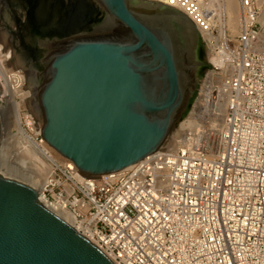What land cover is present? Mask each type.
Returning a JSON list of instances; mask_svg holds the SVG:
<instances>
[{
    "label": "built area",
    "instance_id": "built-area-1",
    "mask_svg": "<svg viewBox=\"0 0 264 264\" xmlns=\"http://www.w3.org/2000/svg\"><path fill=\"white\" fill-rule=\"evenodd\" d=\"M153 1L180 10L200 34L217 29L213 0ZM240 4L248 24L216 46L228 50L224 74L214 79L223 120L217 154L166 140L141 161L94 178L61 155L43 154L50 171L38 198L71 215L115 264H264V27L255 0ZM11 98L16 104L0 97V109L18 117L37 149L50 147L22 92Z\"/></svg>",
    "mask_w": 264,
    "mask_h": 264
},
{
    "label": "water",
    "instance_id": "water-1",
    "mask_svg": "<svg viewBox=\"0 0 264 264\" xmlns=\"http://www.w3.org/2000/svg\"><path fill=\"white\" fill-rule=\"evenodd\" d=\"M78 1L46 0L47 12ZM94 1L102 12L84 33L54 35L42 19H27L47 48L37 91L42 139L91 177L161 148L190 107L197 78L213 68L179 10L153 0ZM3 122L0 109V160ZM0 264L115 263L32 186L0 170Z\"/></svg>",
    "mask_w": 264,
    "mask_h": 264
},
{
    "label": "bare ground",
    "instance_id": "bare-ground-1",
    "mask_svg": "<svg viewBox=\"0 0 264 264\" xmlns=\"http://www.w3.org/2000/svg\"><path fill=\"white\" fill-rule=\"evenodd\" d=\"M9 1H10V4L16 5V7L22 10L21 15H20L22 16L20 18L23 19L22 35H24L23 33H25V30H26L25 29L26 27H24V25L26 24L25 23L26 18H28L29 15L31 16V14L35 15V17H37L38 19H42L44 22H46V25L54 28L53 30L55 31L52 33L54 35L60 34V31L62 32L64 31L68 33L78 32V30L81 29L80 26L82 25H87V27L80 31L87 30L91 26L92 23H96L98 21V20L95 21L93 18H91V20L93 19V22L91 20L87 21V19H90V17H88V14L91 13L93 10L92 9L93 6H91V2L93 4L94 3L96 4L94 0H79L76 3L73 2L71 4L72 8L69 9L70 6H67V8L65 9L66 10L65 13L59 12L58 9H54L51 12H47L46 0H9ZM4 2L5 1H3V3ZM21 4H23L24 6L22 7ZM26 4L32 6L30 10L27 9ZM211 7L214 10V14H215L213 24L217 28V32L213 31L214 30L213 28L212 32L201 33V34L203 35V37L209 40V44L210 45L212 44L211 45V48H212L214 47V44L215 46H217V42L223 41L226 38L223 27H227L232 32L237 31L238 33H240L241 30L245 28V26L248 24L249 18H247L244 15V11L240 4V0H213ZM98 12L101 13L100 10H98L97 13ZM85 16L88 18L84 19L87 22L86 24H83L81 23V20H83V18H86ZM7 19L8 21L11 22L9 18ZM102 19L104 20L105 18H102ZM65 22H67V25L65 24ZM26 37L27 35L25 36V38ZM36 42H37L36 43L37 47H39L37 40ZM222 44L223 45L219 48L218 51L213 53V55H211L210 58H207V60H209V63L212 64L214 67L218 68L219 71L208 70L204 74L205 76L199 82V96L197 97V100L195 101V103L191 106V112L188 114L187 120L186 121L182 120L181 122L179 120L178 125L174 129L175 130L174 133H178V135H180V138H182L181 140L183 143H186L187 140H190L192 143H195L196 145H199L201 147H206L207 150L211 154H217L220 151L221 146H222L223 120L221 116H219L218 111L213 101V97L215 96L216 86L211 83L214 81L215 78L221 77L225 71L223 67H224L225 59L228 55L227 53L228 50L226 48L227 46L226 43H222ZM46 49L47 48L45 47L43 52L40 49L42 53L41 55H45ZM9 55H10V51L7 50L6 58H8ZM0 56H2V54ZM17 58H19L20 60H23L25 58L24 53L22 52L20 57L16 55L13 56L11 61L17 62ZM44 66H45V58L42 59V70ZM20 74L19 73L17 75L15 74L16 76L14 77L15 79L14 78H13L14 80L11 79L13 80L11 84L8 83L10 86L7 85L4 88L3 85L0 84V97H3L6 100H8L9 101L8 104H12V103H15V101L14 102L12 101L11 97L14 93H12L11 90H16L14 92L18 91V93L22 92V94L26 98L24 99L26 102L25 103L26 107H27L26 113L29 115V117H31L32 119H35L36 117L42 118L41 113L38 111V108H37V91H38V87L42 79V71L40 72V70L39 71L34 70L33 72L30 73V76H29L31 78L30 86L25 85V83L23 82V78H22L23 76L22 74L21 75ZM6 77H7L6 74L4 76L2 74V77L0 76V79L4 78L6 80L7 79ZM209 77L213 79V81L211 82L209 81V83L212 85H210L207 82L209 80ZM207 78L208 80H206ZM207 83L209 84V86L206 85ZM4 84H7V83L4 82ZM15 106H16L15 111H17L19 106L17 105ZM3 110H4L3 111L4 116L5 114L7 115L9 114L7 109L4 108ZM11 118L12 119L14 118L15 121H14V124L10 123L9 126L13 125L14 128H9V126L5 128L4 125L2 124L3 126L2 141L8 135L13 145H16L18 142H21L20 144L23 147L22 148L23 157L22 158L20 157L21 159H19V161H16V162H18V164L20 163L19 166L22 165V167H24L25 164L27 165L29 161L30 162L28 164V167L26 166L27 167L26 171L17 167L16 170L20 172V175L18 172L17 173L21 180H22V177L24 179L26 177L28 180L25 179L26 182L25 180L24 182L32 186L38 192V194H40V191L42 190V187L44 185V181L50 171V163L49 161L46 160L47 159L46 157H45L46 159L44 158L43 154H47L49 155L48 157H51V158L52 157L56 158L57 155L59 154L54 149H52L51 147H47V146L45 148L37 149L34 145H32L27 140L28 139V137H26L28 136L27 132L23 131L22 128H19L18 117L15 116L14 114L11 116ZM4 129H7L5 133H4ZM186 129L191 130L190 134L184 133L186 135H192L190 136V138H186L185 137L186 135L184 136L183 134V132ZM31 130H35V126H32ZM19 133L21 134V136L19 135ZM2 141H1V144H2ZM164 145H166V141L162 144V146ZM173 148H177L176 144L173 146ZM35 158H38L41 161H43L39 167H36V163L38 162V160L36 162ZM4 169H5V166H4ZM42 173H45L46 175H43L42 177ZM88 177H91V176H88ZM91 178H94V177H91ZM41 202L48 209H50L51 211L59 215L62 219H64L67 223H69L76 229H79V226H77L74 223V219L71 215L64 213V212H55L42 199H41Z\"/></svg>",
    "mask_w": 264,
    "mask_h": 264
},
{
    "label": "rangeland",
    "instance_id": "rangeland-1",
    "mask_svg": "<svg viewBox=\"0 0 264 264\" xmlns=\"http://www.w3.org/2000/svg\"><path fill=\"white\" fill-rule=\"evenodd\" d=\"M3 1H5V2L3 3ZM3 1L0 0V53L2 54V56H0V76L2 77V74H3V76L6 74L7 75L6 78L7 79L9 78V79L8 80L7 79L5 80L4 78H1L0 79V84L3 85L4 88L7 85L10 86L9 84H11V82L15 79L14 77H16L15 74L17 75L18 73L19 74L21 73L22 76H23L22 78H23V82L25 83V85L30 86L31 85L30 84L31 83L30 82L31 78L29 77L30 76V73L33 72L34 70H38V71L40 70V72H41L42 71V59L45 58V55H41L42 53L40 51V49L42 51L44 49L43 46L40 43V38L41 37L39 38V35H37L38 36L37 37L36 34H34V32H32V29L33 28L31 27V23L29 21H27L28 18H26V21H25L26 24L24 25V27H26L25 28L26 29L25 30V33H23L24 35H22L23 19L20 18V17H22V16H20L22 10L20 8L16 7V5L10 4V1L9 0H3ZM255 2L259 6L262 7L261 8L262 12L259 15V20H261L260 22H261V24L264 27V0H261V1L260 0L259 1L258 0H255ZM91 6H93L92 7L93 10H92L91 13L88 14V17H90V19L93 18V17H95V15H96L95 13H97L98 10H100L102 12V9H101V7L99 6L98 3H96V4L94 3L93 4L91 2ZM93 12H94V14H93ZM6 15H7V17H6ZM88 17L83 18V20L84 19H87ZM7 18H9L11 20V22L8 21ZM83 20H81V23L86 24V22L89 19H87V21L86 20L83 21ZM80 27H81V29H79L78 32H74V34L84 33V32H81L80 30L85 29L87 27V25H82ZM223 28H224V33H226V35L227 34H233V35H235V34L238 33L237 31L236 32H232L227 27H223ZM215 32H217V29H216ZM60 33L63 34L64 31L63 32L60 31ZM26 35H27L28 39H27V37L25 38ZM199 35H200V38L202 39V43L204 45L203 51H204V55H205L206 62L209 63V60H207V58H210L211 55H213V53H215L216 51H218V49L215 46V44H214V47L211 48V45L212 44L210 45L208 42H205V39L206 38L204 37L205 38L204 39L202 37L203 36L202 34L199 33ZM36 40L38 41L39 47H37ZM219 42L221 43V41H219ZM7 50L10 51V55L8 56V58H6ZM22 52L24 53V57L25 58L23 60H20L19 58H17V62H14L13 61L14 62L13 63L11 61L12 57L15 56V55L20 57ZM210 65L213 68H206L205 71H203L202 75H199V78H197L198 84H197V88H196L194 97H193V99H192V101L190 103V107L186 111L185 115L182 117V119H180V122L182 120H185V121L187 120L188 114L191 112V106L195 103V101L197 100V97L199 96V82L205 76L204 74L208 70L219 71L218 68L214 67L212 64H210ZM11 79H13V80H11ZM206 80H208V78ZM209 81L211 82V81H213V79L211 77H209V80L207 82L209 83ZM4 82L7 83V84H4ZM208 83L206 84L207 86H209V84H210V83L209 84ZM211 83L212 84H215L214 81L211 82ZM212 84H210V85H212ZM14 91H16V90H13L12 93H15ZM10 117L8 118V115L7 114H5V116H4V113H3V118H5V125H4V123H3V125H4L5 128H7V126H9L10 123L11 124H14L15 119L14 118L12 119ZM178 123H179V121L177 122V124ZM12 126H9V128H14V126L13 127ZM174 129L172 131L173 133L175 131ZM6 131H7V129H4V133ZM172 132L170 133V135L172 134ZM190 132H191V130H187L186 129L183 132V134L184 133H186V134L189 133L190 134ZM186 134H184V136ZM170 135H169V137L167 139V143L172 144V148H173V146L175 144H176L177 147L181 146V144L183 142L181 140L182 138H180V135H178V133H176V135H175L176 141L173 140V137L170 136ZM190 136H192V135H186L185 137L186 138H190ZM20 143L21 142H18L17 144L15 143L16 145H13L11 139L7 135L4 138V140L2 141V146H1V149H2V154L1 155L2 156H1V160H0V170L3 173H5V174H7L9 176H12V177H16L18 179H20V177H19L20 172L17 171L16 168L18 167V168L23 169V170L26 171V168L28 167V164L30 162L29 161L27 163V165L25 164L24 167H22V165H20L21 166L20 167L19 166L20 163L18 164V162H16V161H19V159H21L23 157V154H22V148L23 147L21 146ZM35 159H36V162L38 160V162L36 163V167H39L42 164L43 161H41L38 158H35ZM4 166H5V169H4ZM13 172H14V174H13ZM17 172L19 173V175H18ZM43 175H46V174L45 173H42V177H43ZM25 179L28 180L26 177H25ZM25 179L22 177V180L23 181ZM26 180H25V182H26Z\"/></svg>",
    "mask_w": 264,
    "mask_h": 264
}]
</instances>
